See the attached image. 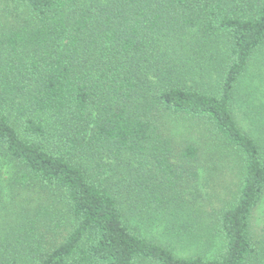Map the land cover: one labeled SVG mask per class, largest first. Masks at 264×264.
<instances>
[{
    "label": "trees",
    "instance_id": "obj_1",
    "mask_svg": "<svg viewBox=\"0 0 264 264\" xmlns=\"http://www.w3.org/2000/svg\"><path fill=\"white\" fill-rule=\"evenodd\" d=\"M1 1L0 264H264V0Z\"/></svg>",
    "mask_w": 264,
    "mask_h": 264
},
{
    "label": "rangeland",
    "instance_id": "obj_2",
    "mask_svg": "<svg viewBox=\"0 0 264 264\" xmlns=\"http://www.w3.org/2000/svg\"><path fill=\"white\" fill-rule=\"evenodd\" d=\"M1 17L2 16H0V21L4 22L5 18H1ZM250 70L251 72H253L256 70V68L255 69L250 68ZM262 80H263L262 82H264V73L262 76ZM260 89H263L262 85L260 86ZM255 106L257 105L255 104ZM178 128L179 130L183 129V126L179 125ZM192 134L191 133L190 135L186 134L187 141L192 144H197L196 141L198 140L197 145L202 146V144H200L201 140L197 139V136H194ZM203 152L204 154L200 156L201 161L199 162L198 165V172H199L198 178L196 182L192 183V185L188 189L191 191V194L198 193L199 200L197 201V203L201 205L200 210L207 211L213 206L214 203L218 202V199L224 196L226 197L229 196V192L232 190L231 185L235 182V170L237 172L238 169L237 163L239 162L233 159L232 161L228 160V163L223 164V161H219L218 159L216 160L207 159L214 156V155L211 156L210 150ZM216 157L226 158L227 156L225 152L221 150L219 151L218 156ZM1 186H2L1 189H3L4 191L6 188L3 185ZM192 196L193 195H191V197ZM4 200L9 202V199L7 197ZM3 211L5 210H0V222H3V219L1 217ZM256 214L258 215L257 223L261 224L264 220V206H261V208L257 210ZM62 236H60L61 239L59 238L58 242L62 240Z\"/></svg>",
    "mask_w": 264,
    "mask_h": 264
}]
</instances>
